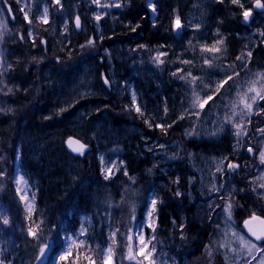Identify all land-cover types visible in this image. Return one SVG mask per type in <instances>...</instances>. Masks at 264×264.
Wrapping results in <instances>:
<instances>
[{
    "label": "bare ground",
    "instance_id": "6f19581e",
    "mask_svg": "<svg viewBox=\"0 0 264 264\" xmlns=\"http://www.w3.org/2000/svg\"><path fill=\"white\" fill-rule=\"evenodd\" d=\"M17 2V0H15ZM24 1L25 0H20ZM32 2V0H30ZM46 1L48 0H35V5L38 9H43L45 6H47ZM51 1V0H50ZM67 3V9L64 12H58L57 8L58 6H54L53 10V18H49L50 22L58 23V27L51 26L49 34L44 33H38L40 29L37 28V30L31 29L27 24H24V12L16 11L12 9L11 14L7 15L8 20H15L23 23V29L18 28L17 30H14V33H20L23 35L24 39L29 41L28 43H22L20 42V48L17 52V55L19 57H28L30 58L28 61H24L21 63L22 68L26 71V77L30 78L33 75H36L32 73V70H34L35 73L40 74L45 81L43 83L52 88L51 93L54 92V90L58 91L59 93L63 94L62 98L66 97V101L63 103H54V102H45L46 105L41 111H38V113L35 114H27L22 113L21 115L24 118L32 117V120L36 121L38 124L42 122V120L50 121L56 116H61L65 118L64 121L61 122V126L56 127L60 128L58 133L60 134H54L56 131L54 129L56 128H45L42 129V133L39 135L40 140H46V141H52L49 143V145H55L59 144V141H64V147L65 148H52L51 152L52 154H56L59 156L60 159H62L63 164H55V165H49L48 159L45 158L40 164L38 162L36 166V173L38 176H40L42 179L46 181L45 184V194L46 198H48L46 205H48L46 208H48L52 203V198L54 196H57L61 190L59 189L61 187V182L58 181L57 187H55V184H53L51 181L47 182L46 179H50V176H59L60 170L63 165H68V163L72 164L75 163L71 159L68 158L69 154L75 157H86L89 161H91L94 158H97L99 160V171L101 176L94 175L93 180L100 186L102 184L103 189L105 191L106 196L108 197V201L112 204H114L117 208H129L131 210L132 204H135V213L139 214L143 211L144 203L147 200V197L150 193L143 192L141 189L142 186L145 185V182L140 177H133L135 179V183L132 182V180L129 179V177L132 176H125L123 175L124 172V166L125 162L122 159L118 160L114 157H116L117 152L115 156L112 155L114 150L110 148V145L108 146H101L100 143L101 140L106 136L107 131H112V142L114 143V146L119 150L122 157H127L128 161L126 162L127 166H130L132 168L137 169V171L144 175L145 177L150 179V183L152 184V179L159 182L160 184L163 183L165 185H169V189L172 187V189L169 191V193H174V205L176 203V211L175 214L179 218L180 224L183 225L184 230H189L190 237L189 240L192 242L191 249L195 250V255L193 258L195 260L191 261L188 259L187 254L181 253L177 250L176 245L172 246L171 252V258L175 260V264H193L194 262H197L199 257L203 254V252L206 250V246L209 245L211 242V237H213V233L211 230L214 228V224L208 223L207 225H203L200 223V220L197 218L198 214L196 216V213L200 212L198 201H191L190 199V190L192 188L188 185V181H186V175L184 173H188L189 170L191 172L190 164L184 161L175 160L170 165V171L167 174H163L161 172H157V170L154 171L155 174L150 175L148 172L151 168V161L152 156L149 152V148L147 147L151 142L153 141H161L165 143L166 145H169V148L173 144L175 140H178L183 147L187 151L191 152H198V153H205V154H221V155H229L231 147V142L229 141V137H220V139L216 140H210L208 137H199L196 140H187L184 135V127L180 128H172L168 129L167 134L162 132L159 128H156V124H161V121L163 120L161 117V112H158L157 115L154 113L153 109L155 107V101L156 99H162L163 95V82L158 81H152V78H155L156 76L154 74H147L149 72V67L143 68V65L140 66L138 69L134 70V67L137 66L138 62L135 59H141L147 62V52H141L133 54L132 49L130 46H137L140 45H148L150 46L151 50H154L158 47V44L165 45L163 49H167L169 51H172L170 53V58L172 56H176V53L178 52V48L180 43L183 40H195L200 34L194 33V28L198 25V28L207 27L209 29V33H213V29H217L220 31H224L227 33H231L232 36L236 37V33L234 34L233 29L229 30L231 28L230 22H228L229 14L232 16L231 18L235 20L236 25V31L237 33L240 32V30L246 31L249 30V28L254 27V23L260 22L256 27L263 28L261 24L264 23V18L261 10L254 8V0H242L245 4V8H253V16L251 17V23L245 24L243 23V17L240 14L242 10L236 6L231 4L230 0H223V2H220V0H160L162 2L163 9L160 13H157L153 16L150 13V9H146L147 0L144 2V8L147 13V17L143 16L142 11L143 9L134 3H132V0H129V3L126 4V10L124 15L121 17L124 18L125 21L129 20L130 27L129 28H123L122 31H110L107 34L103 35L104 40L111 39L113 41H107L103 42V47L99 50L98 53L91 52L90 55H88L85 51V47H81V45H86L89 38H95L96 41L101 42L99 37L102 35L101 33H95L94 31H91L92 34L88 36H84L83 34V26H82V20H81V29L77 30L74 28V17L75 15H78L76 12V8L79 1L75 0H64ZM155 2V0H154ZM33 3V2H32ZM19 4V3H18ZM165 6V7H164ZM48 7V6H47ZM167 9V10H166ZM68 14L69 20L71 21L72 29L73 31L78 35L76 37L74 33L70 30L68 27V32H64L63 24L65 22L64 15ZM179 15L181 24L183 25V28L181 30V34L177 36L176 32L172 30V22L175 18V16ZM14 17V19H13ZM81 19V17H80ZM155 20V26H153L152 21ZM37 21L41 23V21L37 18ZM60 21V25H59ZM136 24H139L140 26L136 29L135 32L131 31V28L135 26ZM169 26V27H168ZM168 27V28H167ZM29 31L32 32V35L37 38L35 39L36 43L35 46L32 43L33 37H30L28 35ZM219 32V31H215ZM215 32L213 34H215ZM220 33V32H219ZM125 35L124 38L121 40H116V35ZM51 37L47 45L41 44V40L44 38ZM174 37V39H173ZM203 40L206 42V38L202 37ZM39 39V40H38ZM228 41H230L229 38H225ZM56 40V46L54 48L50 47V43ZM238 40L245 44L246 41L244 39L238 38ZM70 41V43H69ZM12 42V37L9 36V38L5 42V50L9 53V44ZM158 42V43H157ZM136 43V45H134ZM114 46V47H112ZM232 48H234L233 45H229ZM108 47H112V55L113 51L119 53L121 56H124L127 58V66H120V61L117 60L114 55L112 61H108L103 57V51L107 49ZM162 50V49H161ZM234 50H238V47ZM240 51V50H238ZM69 53L71 55L69 56ZM35 57V60L33 59ZM63 61V64L68 67L73 66L70 70V82L66 84V81L63 79L62 75H59L57 71L52 70L49 68L46 64L50 63L51 60H55L57 58H60ZM173 58V57H172ZM69 59L74 60L77 59V63L73 64ZM140 60V61H141ZM37 61H39L37 63ZM56 61V60H55ZM91 63H95V67H92L93 65ZM149 64V63H148ZM145 64V65H148ZM35 66V68L33 67ZM112 66L117 68V71L121 75H128L132 76L129 78V87L132 89H124L123 92L119 94H113L112 89L105 90L104 89V83H103V77H108L110 82L113 79V77H110V71H114ZM92 68V69H91ZM153 72V71H152ZM130 73V75H129ZM126 78L124 81L122 79ZM137 78L141 81L140 86L138 88L133 86V79ZM32 81H35V77L31 78ZM117 80L122 83H128V77L125 76H117ZM110 83V84H111ZM122 85V84H121ZM83 87V88H82ZM93 88L95 91H93ZM54 89V90H53ZM84 91L82 94H77L79 92ZM132 91H135L138 97H142L147 100L148 102V110L145 114L144 109H142V112L144 113L143 116L137 114L134 111V107L131 103V93ZM156 98V99H155ZM55 99V98H53ZM83 100H86L85 103H83ZM105 101L106 103L112 102V104L120 105V108H124L125 112L123 113L125 116L120 113L117 118L114 120L107 118L106 116V109L102 107L95 115L94 117H90V115L83 114L79 110L84 108L85 105H89L91 102L95 103L96 109L98 110L99 101ZM17 107H21L22 109L26 108H36L42 105L41 101L39 100L38 96H35V100H32V104L28 103V101H24L21 99H18ZM85 104V105H84ZM61 108H66V111L60 112ZM61 113L59 115L54 116L55 114ZM76 114V115H75ZM14 115V114H13ZM75 116L79 121L80 118L82 120L81 125L85 128H72L69 125V121L71 120L72 116ZM80 116V117H79ZM50 117V118H48ZM102 119V120H101ZM145 119H148L149 123L152 124V127H149L148 123H145ZM251 120V124H248L250 129H253L255 126L254 120ZM98 121H102V126L100 128L97 127L96 124ZM16 125L22 126V123L24 122L23 119L18 118L14 120ZM116 127L114 130H111L112 128ZM148 129H150L149 132ZM180 132V137L177 136L172 140H169V135L173 131ZM92 131H96L100 134L105 133V135L102 138H99L98 136H95V140L91 139L90 134ZM121 132H124L126 137H123L120 135ZM119 134V135H118ZM88 135V138H87ZM120 137V139H119ZM153 137V138H151ZM69 138H72L73 140H79L80 143L86 144L87 148L84 151V155H79L76 152L71 151L67 146V141ZM126 138H131L135 140L136 147L143 152L145 155L144 158L141 156H138L136 152L129 151L127 147L124 146L122 143ZM253 138V137H252ZM251 138V139H252ZM88 139L90 141H88ZM250 139V143L252 144L254 140ZM57 142V143H55ZM216 143V144H213ZM220 143V144H218ZM222 146V147H221ZM78 147V146H77ZM117 150V151H118ZM104 157V164L109 165L112 162H115L117 167L120 169L119 171H116V169H113V172H116L120 184L116 183V177H111L108 180L104 179V175L101 172V162L100 157ZM3 161V159H1ZM121 161L123 164L121 165ZM9 168L12 169V165L9 164ZM180 169L182 172H177V170ZM250 170L254 169V166L252 168H249ZM248 170H245L244 172L239 173L236 176L230 177L227 182L230 186H237L240 188V191L237 192V194L234 195V200L237 202L240 207H237V211H235V218L241 224L246 217L250 215L251 210L247 208V202L251 201L255 205L259 204L261 201L259 199L255 198V196L251 195L250 192H252V187L249 186L250 181V175ZM16 174V173H15ZM14 170H13V176L15 177ZM21 176V174H18ZM179 178V183H174L173 181L176 178ZM52 180V179H50ZM194 188V186H193ZM26 189H28V184ZM195 190L197 193L201 192L200 185L195 186ZM179 191L182 193V195L177 196L176 192ZM88 196H93L94 191H87ZM255 192V191H254ZM253 192V193H254ZM85 196V194L82 195V197ZM156 197V195L154 196ZM18 201V200H17ZM142 201V202H141ZM158 204L160 200H158ZM82 203H84V198L82 200ZM200 203V201H199ZM88 205V204H87ZM85 205V206H87ZM160 205V204H159ZM222 206V205H221ZM260 207V205H258ZM90 209H100V206L98 204L93 205L91 204L88 206ZM168 211V210H167ZM128 213V212H127ZM170 213V211H169ZM169 213H165V215H168ZM130 219H131V214ZM158 213H156L157 217ZM216 215V214H215ZM245 216V218H243ZM104 218H106V215H103ZM215 217V216H214ZM167 221L169 225L176 230L181 229V225H175L172 224L174 222V217L172 215L168 216ZM171 223V224H170ZM222 223V221H221ZM156 225H157V219H156ZM129 227H131V224H128L119 221L116 229L118 228V233L120 235H124V240L126 235L128 234ZM158 227V226H157ZM113 230L107 229L105 231V234L107 236H110V233ZM157 231V228H156ZM150 229L146 230V238L150 235ZM156 234V233H155ZM71 237L70 234H65V236L62 237ZM122 240L121 245H116L114 248V253L122 255L124 250L117 248V246H123ZM162 241H152V244L149 245L151 248L153 245H155V248L157 249V246H162ZM60 245L62 244V241L60 242ZM109 246V244L107 245ZM105 246L104 248H106ZM103 248V249H104ZM199 252V253H197ZM196 264V263H195Z\"/></svg>",
    "mask_w": 264,
    "mask_h": 264
},
{
    "label": "rangeland",
    "instance_id": "374dc122",
    "mask_svg": "<svg viewBox=\"0 0 264 264\" xmlns=\"http://www.w3.org/2000/svg\"><path fill=\"white\" fill-rule=\"evenodd\" d=\"M75 1L80 2L77 5L76 12L81 17L84 36L92 34L91 31L105 35L110 31L117 32L122 31L123 28L127 29L130 27L129 20L125 21L124 18L121 17L125 13L126 6L122 9L111 8L105 10L98 9L96 5L90 4L88 0ZM104 2H111V0H102V3ZM123 2L126 5L127 3H129V0H123ZM0 6L6 7L5 5ZM19 6L20 8L23 7L24 11H26L24 1H20ZM97 11H108L111 13V15L104 16L103 19L98 22L99 29L97 28V22L94 20V13ZM42 12L43 9L40 10L39 15H41ZM231 17L232 16L229 14L228 22H230L231 24V28L229 30L233 29L232 31H234V34L236 33V37L232 36L231 33L213 29V33L215 31H219L220 36L224 39L223 44L217 45V47L221 48V51L219 53L201 52L200 50L201 46L206 45L208 47H211L213 45V43L218 39L217 32H215V34H211L209 33V29L207 27H195L194 33H198L200 34V36L192 41L183 40L179 45L176 56H172L173 58H170L169 56L172 51H166L168 55L163 57L165 61L164 64L157 66L151 61L150 57L155 56V54L147 55V62L144 61V59H139L141 61H138V65L134 67V70H136L140 66H142V64L149 63L148 65L144 64L143 68L149 67L150 69L147 74H154L156 76L155 78H152V81L163 82L164 90L162 99L155 98V107L153 109L156 115L158 112H161V118L163 119L161 121V124H172L173 126L168 129L176 127L180 128L183 126L184 135L187 140H196L199 137L204 136L208 137L212 141L216 139L218 140L223 136L229 137V141L231 142L232 149L230 150L229 155H221L216 153L205 154L202 152L198 153L187 151L178 140H175L173 142L169 150L167 148L169 147V145H166L165 143L158 140L151 142L147 146L152 156V165L150 168L151 172L148 171L150 175L155 174V170H157V172L159 171L163 174H167L170 171L171 163L175 160L184 161L190 164L191 172L189 170V172L186 174V181H188V185L192 188L189 193L191 201H200V203L198 201L200 212H197L196 216L198 214L197 218L203 225H207L211 222L215 225L211 230V232L213 233L211 242L205 247H212V256L209 257L207 251L205 250L199 257L196 264H245L244 255L239 253L240 245L238 242H236V237L232 236V232L235 231L241 235H245L247 238V235L244 233L239 222L234 216L235 211H237L236 205H238L234 200V195L240 191V188H238L237 186H230L227 182L230 177L236 176L237 174L229 176L227 173H225V175L221 177V174L215 171V164L213 163L214 159L218 162L222 158L227 157L229 161L239 163L241 166L243 164L245 165V167L247 166L248 169L254 166V169H249V174L247 173L251 176V187L256 189L255 192L252 190L250 194L255 196V198L259 199V201L261 202L255 205L253 202L249 201L247 202V208L249 209V211L251 210L250 215L253 211L258 212L260 211V209L264 210V198H261V196L259 195V193L264 192V189L259 188V184L264 183V181H261L259 179V177L264 174V165H260L258 158L254 156L249 158L246 151V148L247 146H249L248 144L250 143L249 141L252 137L253 138L251 140H254V142L251 146L254 147V151L261 147H264V144L260 143L261 140H264V136H260V134L258 133L254 135L255 129L264 127V113L257 116L255 115L254 111L251 117H247L245 119V127L248 130V136L243 137L239 141V143L237 138L232 134V132H234L235 130L232 129L230 124H226L224 122L225 114H227L228 116H232L233 105H238L239 97L237 93L245 92L249 85V82L257 77V73H264V37L260 35V33L264 31V23L261 24L263 28L256 27L258 24H260V22H256L253 24L254 27L249 28V30H240V32L237 33V29L232 28L231 21L233 19ZM0 20H6L8 29L11 33L12 27L10 26V23L7 19L6 12L0 14ZM9 36L10 34L5 35L4 42L0 43V52H3L6 64H10L12 66L11 60L9 59L5 50V42L9 38ZM201 36L206 38V42L201 38ZM225 38H229L230 41ZM238 38L244 39L246 43L242 44L238 40ZM229 45H233L234 48ZM55 46L56 40H53L50 43V47L54 48ZM112 47H108L103 51V57L108 61H112L114 60V55V57L121 62L120 66H127V58L114 51L112 55ZM237 47L240 51L234 50ZM249 51H251L252 53L250 58L247 57V53ZM132 53L135 54L133 51ZM242 54L243 58L248 61L246 68H242L241 61L236 59L237 56H241ZM184 59L190 60L191 63L183 64L182 60ZM205 59H208L210 63L205 64ZM91 64L93 65L92 67H95V63ZM111 68L114 69V71H110V77H113V79L111 80L113 82H110L112 93L115 94L117 92L116 94H119L123 92L124 89H132L129 87V78L132 76L120 75L116 67L112 66ZM176 69H184V71L178 73L177 76H173L171 73ZM189 71L192 73V76L200 77V79L195 81L194 85L191 83L192 78L187 77V73ZM237 72L239 73L238 75L235 74ZM229 73H232L233 78L231 80H228V83L224 84L222 88H219V90L216 91L219 83L223 79H225L226 75H228ZM117 76L128 77V83L119 82L117 80ZM180 76H185L187 78L185 80H181L179 79ZM125 79L126 78L122 80L124 81ZM3 80L5 83H7L8 87L12 89V92L8 93L7 95H5L4 92H0V108L5 109V111L0 112V116H7L10 115V113L14 109L11 103V98L15 94L21 92L22 84L19 81V77L14 73L12 67L6 72ZM0 87H2V85H0ZM257 87H259V85H257ZM104 89L108 90L110 88L105 85ZM193 90L195 91V95L193 94ZM5 91H7V89H5ZM93 91L95 90L93 89ZM82 93H84V91L77 94ZM210 94L213 95V99L208 101L203 110H200L199 103H202ZM194 102L196 103L195 108L192 107ZM258 104L261 108H264V101H258ZM241 107L242 106L238 105L235 108V112L239 113ZM165 108L167 109V112H165ZM8 109H11V111H8ZM192 112H199V117L190 115V113ZM182 115L184 116V119H180ZM248 119H253V124H255L256 127L250 129L247 123ZM235 120L239 121L240 116L237 115L235 117ZM222 124L224 126L222 132H218L216 135L210 134L216 129H219ZM102 125V121H98L96 124V129L97 127L100 128ZM193 130L195 131L194 135L186 134ZM104 135L105 133L100 134L96 131H92L90 137L91 139L95 140V136L102 138ZM120 135L126 137L124 132H121ZM176 136L178 138L180 137L179 130L177 131ZM159 145H165V147L161 148L159 147ZM18 152L19 151L17 150L15 154L16 160H14L13 164L14 174L16 173L15 177L13 176L12 179H8V181L10 182L12 190L18 200L17 204L21 206V210L25 212L26 215H29V205H31V200L27 195L26 187L23 184H17L16 182L20 177L18 175ZM6 159L7 158L3 157V163ZM9 164L11 163L9 162ZM106 166L107 165L105 164L101 165V172L104 176L106 173L102 171V169ZM224 168H227V162L224 163ZM0 169H2V167H0ZM2 170L4 171V166ZM238 172L240 173L241 169H239ZM115 174L116 172H113L112 177H114ZM213 177H215V180L213 179ZM221 179L224 182V191L220 193H210L209 190L212 184L215 183L217 188H219ZM153 185L155 186L154 183ZM197 185H200L201 187V192L199 193H197L195 190V186ZM18 187L21 189L19 193H17L16 191ZM0 189H2L3 192H5V190L7 189V184L5 182L4 176L0 178ZM226 192H233L231 199L235 202L232 209L231 221L226 220V214L222 210L225 206V200H221L218 198L220 195H225ZM21 195H27L28 200H21ZM154 196L155 189L148 195L147 200L144 203L145 205L143 211L139 214L135 213V220L132 219V211L130 210L128 212V214H131V219L129 220V224H131V227H129V229L132 230L131 233H129L128 231V234H131L133 236L132 243L134 254L137 250L136 226L146 219V206L154 198ZM210 204L212 205V207L209 206ZM215 205H220V207H216ZM258 205H260V207ZM12 208L14 209L16 214V206L14 205L12 206ZM4 215H6L9 220V223L7 225L2 223V218ZM153 219L156 224V213H154ZM147 229L148 228L145 225V235ZM46 240L47 236L44 235V232H37V238L34 239L31 235L28 234V232L25 235L24 232L19 231L18 226L14 225L11 222L9 205H4L0 201V259L4 260V264H36V259L39 256L40 247H42L46 243ZM126 243L127 241L125 237V240L123 242L124 247L117 246V248L124 250L123 256L117 254V256H119L118 264H136L135 260L129 261L128 259H126ZM24 244L27 248V251L22 254L19 250ZM62 244L63 248L59 253L54 252L55 246H52L50 248L45 264H59L62 261L58 259V256L65 250H70L72 247V245H68L66 243L65 237L62 238ZM222 245L226 246L222 247ZM172 246L169 250L165 245L157 246L156 252L151 258L156 261V264H175V260L171 258L172 255L170 250H172ZM232 248H236L237 252H232ZM149 249L151 248L149 247ZM136 260H139L141 264H149V262L145 261L143 257L137 256ZM253 264H256V262L253 261Z\"/></svg>",
    "mask_w": 264,
    "mask_h": 264
},
{
    "label": "trees",
    "instance_id": "16d2710c",
    "mask_svg": "<svg viewBox=\"0 0 264 264\" xmlns=\"http://www.w3.org/2000/svg\"><path fill=\"white\" fill-rule=\"evenodd\" d=\"M25 1L28 6L29 17L30 19H32L33 23L29 25L25 21L24 24H27L33 30H37V28L40 29L38 33H44L45 35L51 33V26L54 25L58 27V23L49 21V23L45 25L38 22V8L34 3L35 0H32L33 3L30 0ZM144 2L145 0H132V3L139 5L143 9L142 15L146 18L148 15L144 8ZM62 3L64 4V9L62 12H64V10L66 11L67 9V3L64 0H62ZM46 4L49 8V18H53L54 6L50 0L46 1ZM155 4L157 6L158 13H160L163 9L162 2H160V0H155ZM7 6H10L12 9L20 12V6L15 0H7ZM69 17L70 16L68 14L64 15V19L65 21H67L68 27L74 33V35L78 37V35L72 29ZM11 22L12 26L15 27V30H17L18 28L23 29L22 22L15 20H11ZM20 36V33H13L12 42L9 44V58L12 63L13 71L19 77V81L22 84V90L11 98V103L14 109L10 113V115L0 116V160L3 159V157L7 158L4 163L3 161H0V167H2L3 169L4 166L3 172L5 173L4 177L7 184V189L5 190V192H1L0 201L4 205H9L11 222L14 225H17L19 231L24 232L25 235L27 234L29 227L36 228L37 224H39V229H37V232H44V235L47 236V240L45 241L47 244L58 246L61 242L62 236H65V234H70L72 238H76V235L82 227L83 229H86L87 235L80 237V239L87 241V244L83 246L74 245L73 249L71 250V255L66 259V261L62 262L61 264H89V258L94 259L96 261V264H102L101 250L108 244H111V240L109 239V236L105 234V231L107 229L115 230L119 221L128 224L130 215L127 212H129L130 209H119L114 204L110 203L108 201V197L105 194L102 184H100L99 186L93 180L94 175L101 176L99 171V160L97 158L89 161L86 157L80 158L72 156L71 154H69L68 158L75 163L70 164L67 162L68 165L62 166L59 176H50L49 178L52 180L46 179L47 182L51 181L53 184H55V187H57L58 181L61 182V187L59 188L61 192L57 196H54L52 198L51 205L46 208L48 206L46 205L48 198H46L45 194L46 181L37 175V171L34 166H36L38 162H40L41 164V162L45 160V158L48 159L49 165L63 164L62 159H60L56 154H52L51 149L56 147H65L64 141H59V144L49 145V143L52 141L40 140L39 135L43 134L41 131L42 129H44V126L45 128L59 127L61 126V122L64 121L65 118L56 116L61 114L59 113L55 114L54 116L56 117H54L50 121L42 120V122L38 124L36 121L32 120L31 116L28 118H24L21 115V112L33 115L35 113H38L37 110L41 111L44 108V106L46 105L45 102L50 101L54 103H63L64 101H66V97L62 98L63 94L54 89V92L51 93L52 88L46 86L43 83V81H45L44 78L40 74L35 73L33 70L32 73L36 74L32 76L35 77V81L31 80L32 77H26V71L22 68L21 63L26 60L28 61L30 58L19 57L17 55V52L20 48V42L28 43L29 41L21 40ZM124 36L125 35L118 34L116 35V40H121L122 38H124ZM31 37L37 40L35 36L32 35ZM48 38L50 39L51 37L46 38L47 42ZM107 41L113 40L106 39L103 42ZM103 42L96 41L95 46H86V53L88 55H90L91 52L98 53L99 50L103 47ZM134 45H136V43H134ZM160 45L162 44L159 43L158 46L160 47ZM130 47L133 49H139V46H137V48L135 46ZM140 51L147 52V55H155L157 51L166 52L168 50L161 47L160 49H158L157 47L156 49L151 50L150 46L147 45V50L139 49V51H136L134 53H140ZM55 60L50 59V63H47L46 65L52 70L57 71L59 75H62L63 79L66 81V84H68L70 82V75H72L69 72L73 66H67L66 68L61 57ZM69 60L73 64L77 63V59ZM136 60L137 62L140 61L139 59ZM33 67L35 68V66ZM132 83L135 90V87L138 88L140 86L141 81L137 78H134ZM35 96H38L39 100L42 103L41 106L34 109H22L21 107L16 106L19 103L18 99L24 100L26 102L28 101V103L32 104V100H35ZM85 102L86 100H83V103ZM137 103L140 105V107L142 106L145 114L148 113V102L146 99L137 96ZM95 105V103L91 102L89 105H85V107L80 109L79 111L83 114L90 115V117H94V115L102 107H104L106 109L105 113L107 115V118L114 120L120 113L125 116L123 114L125 112V109L120 108V105L112 104V102L106 103L102 100L99 101L98 110L96 109ZM18 118L24 120L21 127L13 122ZM69 122L70 123L68 126L72 128H85L83 124L81 125V118L79 121L74 115ZM115 128L116 127L112 128L111 130H114ZM54 130L56 131L54 134H59L58 131L60 130V128H56ZM149 131L150 129H148L147 132ZM176 134L177 131H173L172 133H170L168 141H172L176 137ZM112 140V131H107L106 136L98 144H100V147L110 145V148L114 150L112 155L115 156L117 152V155L114 158L118 160L123 158L125 162L124 170L125 168L127 169L128 175L132 177H140L145 182V185L142 186L140 190L150 193L155 189V195L156 197H158L157 199L160 200V205L158 204L157 212L158 227L155 234V241H162V245H165L168 250L172 245H176L177 250L181 253L187 254L188 259H190L191 261L195 260V258L193 257L196 251L191 249L192 242L190 241L191 239L189 240V230L183 229V232H181V229L176 230L175 228L171 227L167 221L168 216L172 215V217H174V222H172V224L178 226L181 225L179 218L175 214L177 207L176 203L174 205V193H169L172 187L169 189V185H165L163 183L160 184L154 179H152L151 184L149 178L140 174L137 169L127 166V157H122L119 150L114 146ZM88 141L90 140L88 139ZM134 142V139L126 138L122 143L129 149V151L131 150L133 152H136L138 156L144 158L145 155L136 147ZM17 150L19 151L20 174L23 175L24 178L28 181L27 190L29 199L31 200L32 209L29 215H26L25 212L21 210V206L17 204L18 201L16 195L12 190L10 182L8 181V179L11 180L13 177V164L15 160L14 157ZM9 162L12 164V169L9 168ZM177 172L182 171L178 169ZM184 174L186 175V173ZM115 177L116 183H119V185H121L117 174H115ZM153 183L155 184V186L153 185ZM87 191H94L93 196H88ZM83 194H85V196L82 197ZM83 198L84 203H82ZM91 204H98L100 206V209H90L88 206H90ZM14 205L17 208L16 214L14 209L12 208V206ZM165 213L169 214L165 215ZM103 215H106V218H104ZM41 220L43 221L42 223ZM115 239L117 242L116 245H121L122 240H124V235H120L117 232ZM25 244L22 245V248L19 250L22 254L27 251ZM88 244H91V251H88ZM97 245H99L100 247L97 248ZM113 257L116 260V264H118L119 256L114 253ZM195 263L196 262H194L193 264Z\"/></svg>",
    "mask_w": 264,
    "mask_h": 264
},
{
    "label": "snow or ice",
    "instance_id": "6c2138e0",
    "mask_svg": "<svg viewBox=\"0 0 264 264\" xmlns=\"http://www.w3.org/2000/svg\"><path fill=\"white\" fill-rule=\"evenodd\" d=\"M88 2L90 4L96 5L98 9H111V8H117V9H122L123 7H125V3L123 2V0H111V2H104L102 3V0H88ZM220 2H223V0H220ZM231 4L238 6L242 12L240 13L243 17V23L245 24H250L251 23V17L253 16V8H245V4L244 2H242V0H230ZM17 3H20V0H17ZM51 3L53 4V6H58L57 11L58 12H62L64 9V4L62 3V0H51ZM7 4V0H0V5H6ZM254 8L255 9H260L262 14H264V2H262V0H254ZM146 9H150V13L151 15H155L157 13V6L154 2V0H147V4H146ZM19 11L24 12V16L23 19L24 21H26L29 25H31L33 23L32 19H30L29 17V12L28 11H24V8H20ZM8 13L9 15L12 12V9L10 6L8 7H3L0 6V14L2 13ZM111 15L110 12L108 11H97L94 13V20L97 22V28L99 29V24L98 22L103 19L104 16H108ZM14 19V17H13ZM38 19L45 25H47L49 23V8L47 6H45L43 8V12L41 15H39ZM153 26H155V20L152 21ZM139 24H136L135 26H133L131 28V31L135 32L136 29L139 27ZM197 28L199 27L198 25L196 26ZM63 28H64V32H68V23L67 21L64 22L63 24ZM74 28L79 30L81 29V19L79 15H75L74 17ZM183 28V25L181 24V20L179 15L175 16L173 22H172V30L176 32L177 36H179L181 34V30ZM11 34L8 26H7V22L6 20H0V43L4 42V38L5 35H9ZM28 35L31 37L32 36V32L29 31ZM260 35L262 37H264V31H262L260 33ZM217 37L218 39L213 43V45L211 47L208 46H201V52H211V53H219L221 51L220 47H217V45L223 44L224 43V39L223 37L220 36L219 32H217ZM20 39L23 40L24 37L23 35L20 36ZM100 41L102 42L104 37L103 35H101L99 37ZM33 45L35 46V39L32 40ZM70 43V41H69ZM41 44H44L45 46L47 45V41L41 40ZM96 44V39L95 38H89L87 41L86 45H81V47H86V46H95ZM161 48L165 47V45H160ZM139 49H145L147 50V46L146 45H140ZM139 49H133V52L139 51ZM71 55V53H69V56ZM110 55V54H109ZM168 53L167 52H161V51H157L155 56H151L150 59L153 63H155L157 66L162 65L165 63L163 57L167 56ZM252 55L251 51H249L247 53V57L250 58ZM35 60V57L33 58ZM237 60L241 61V67L242 68H246L247 67V60L243 58V54L241 56H237L236 57ZM39 61H37L38 63ZM183 64H190L191 61L188 59H184L182 60ZM205 64H209V60L205 59L204 60ZM12 66L10 64H6L5 60H4V56H3V52H0V85H2V87H0V92H4L5 95H7L8 93L12 92V89L8 87L7 83L4 82L3 77L6 74V72L11 68ZM184 69H176L175 71H173L171 74L173 76H177L178 73L183 72ZM236 75H238L239 73H235ZM187 77H191V83L194 85L195 81L200 79V77L198 76H192V73L189 71L187 73ZM187 77L185 76H180L179 79L181 80H185ZM233 78L232 73H229L228 75H226V78L223 79L219 85L218 88L216 89V91L219 90V88H222L224 86V84L228 83V80H231ZM103 83L108 86L109 88H111V84L110 81L107 77H103ZM257 85H259V87H257ZM5 89H7V91H5ZM193 94L195 95V91L193 90ZM239 100H238V105L242 106L241 110L239 113L235 112V108L238 106L237 104L233 105V115L232 116H228L227 114H225L224 116V122L226 124H230L232 129H234L235 131L232 132V134L237 138L238 143L239 141L243 138V137H247L248 136V130L245 127V119L247 117H251L255 111V115L259 116L262 113H264V108H261L258 104V101H264V73H257V77L254 78L252 81L249 82V85L246 89L245 92L243 93H237ZM213 99V95H208L207 98L202 102L199 103V108L200 110H203L205 105L208 103L209 100ZM131 103L134 107V111L143 116L144 113L142 112V109L140 107V105L137 103V94L135 91H132L131 93ZM255 106V108H254ZM193 108L196 107V103L194 102L192 105ZM5 111V109L0 108V112ZM8 111H11V109H8ZM63 111H66V108H61L60 112L62 113ZM165 112H167V109L165 108ZM59 114V113H58ZM190 115H195L197 117H199V112H192L190 113ZM239 115L240 116V120L236 121L235 117ZM50 118V117H48ZM180 119H184V116L182 115L180 117ZM145 123L149 124V127H152V124L149 123L148 119H145ZM248 124H251V120L248 119L247 120ZM173 125L172 124H156L155 127L159 128L162 132H164L165 134H167V129L171 128ZM223 124L220 126L219 129H216L215 131H213L212 133H210L211 135H216L218 132H222L223 131ZM260 134V136H264V127H259L257 129H255V134ZM187 135H194L195 131H191L186 133ZM261 144H264V140L260 141ZM68 147L71 148V150L73 152L78 153L79 155H84V151L87 148L86 144L80 143L79 140H73L72 138H69L67 141ZM73 144L78 145V147H73ZM242 146V145H241ZM159 147L163 148L165 147V145H159ZM247 153L252 154V156L258 158L259 160V164L260 165H264V147H261L257 150L254 151V147L253 146H248L246 148ZM175 158V157H173ZM100 162L101 164H104V157L101 156L100 157ZM227 162V168H224V163ZM213 163L215 164V171L217 173L221 174V177H223L225 175V173H227L229 176L233 175V174H239L238 170L241 168V165L239 163L233 162V161H229L227 157L222 158L220 161H215V159L213 160ZM123 164V162L121 161V165ZM113 169H116V171H119L120 169L117 167L115 162L110 163L108 166H106L105 168L102 169V171H104L106 174L104 176L105 180H108L112 177L113 175ZM149 172H151V169H149ZM5 175V173L3 172L2 169H0V178H2ZM123 175L128 176V172L127 169L125 168ZM130 180H132L133 183H135V179L133 177H129ZM213 179L215 180V177H213ZM259 179L261 181H264V174H262ZM17 184H23L25 187H27L28 181L24 178L23 175H21L19 177V179L16 181ZM174 183H179V178L177 177L174 181ZM249 186H251V182H249ZM259 188L264 189V183H260L259 184ZM2 190V189H0ZM253 191H256L255 188H252ZM17 193H19L21 191V189L18 187L17 188ZM210 193L211 192H216V193H220L222 191H224V182L221 179L220 182V186L219 188H217L216 184L213 183L211 188H210ZM234 191V190H233ZM233 192H226L225 195H220L218 198L221 200H225V206L222 209L225 214H226V220L227 221H231V217H232V209H233V205H234V201L231 199ZM177 196L182 195V193H180L179 191L176 192ZM259 195L261 196V198H264V192L259 193ZM21 200L27 201L28 197L27 195H21L20 196ZM157 198H153L149 204L146 206V210H145V216L146 219L141 222L140 224H138L136 226V241H137V250L135 251L134 254V250H133V236L131 234H128L126 236V248H127V253H126V259H128L129 261H136V264H141V262L139 260H136V257H143L145 261H148L149 264H156V261L153 260L151 257L153 256V254H155L156 252V248L155 245H153L151 247V249H149V245L152 244V241L156 240V228L158 225L155 224L153 216L154 213L158 212V207H157ZM210 207H212V205H209ZM216 207H220V205H215ZM237 207H240V205H236ZM31 205H29V211L31 212ZM132 219L135 220V204H132ZM31 218V217H29ZM156 219H158V217H156ZM254 221H258L261 225H264V217H262L261 215H257L255 211H253L249 217V219L244 221V227L247 229V238L245 235H241L235 231L232 232V236L236 237V242L239 243L240 247H239V253L244 255L245 258V264H253V261L256 262V264H264V244H258L257 242L260 241H264V230H260L257 231L255 230L251 225ZM43 221L41 220V223ZM2 223L7 225L9 223V220L7 218L6 215L3 216L2 218ZM145 225L147 226L148 229H151V233L150 235L146 238L145 232H144V227ZM37 229H39V224H37L36 228H32L29 227L28 228V234L31 235L34 239L37 238ZM119 231V229H115L110 233L109 239L111 240V244L109 246H107L106 248L101 250L102 253V264H113V255H114V247L116 245V233ZM131 229H129V233H131ZM181 232H183V225H181ZM87 235V231L86 229H83V227L81 228V230L78 232V234L76 235V238H72V237H65V241L68 245H79V246H83L85 244H87V241L80 239V237L86 236ZM183 238V237H182ZM254 238V239H253ZM226 245H222V247H224ZM100 246L97 245V248H99ZM46 250H50V246L49 244L45 243L42 247H40L39 250V259L37 261V264H39V260L43 259L46 255ZM88 251H91V244H88ZM207 254L209 257L212 256V247L209 246L208 248H206ZM232 252H237L236 248H232L231 249ZM147 253V255H146ZM68 255H71L70 250H65L62 254H60L58 256L59 260H64L67 258ZM0 264H4V260L0 259ZM89 264H96V261L94 259L89 258Z\"/></svg>",
    "mask_w": 264,
    "mask_h": 264
},
{
    "label": "water",
    "instance_id": "95a60500",
    "mask_svg": "<svg viewBox=\"0 0 264 264\" xmlns=\"http://www.w3.org/2000/svg\"><path fill=\"white\" fill-rule=\"evenodd\" d=\"M75 141V140H74ZM67 146H68V144H67ZM78 145H76V144H73V147H77ZM69 148V147H68ZM70 150H71V148H69ZM72 151V150H71ZM255 230H257V231H260V230H264V225H261L258 221H254L253 223H252V225H251ZM243 227H244V225H243ZM244 229H245V231L247 232V229L244 227ZM254 239V238H253ZM46 252H47V250H46ZM45 258H46V255H45V257L43 258V259H40L39 260V264H42L43 263V261L45 260Z\"/></svg>",
    "mask_w": 264,
    "mask_h": 264
}]
</instances>
